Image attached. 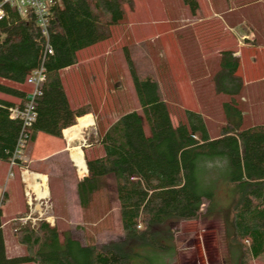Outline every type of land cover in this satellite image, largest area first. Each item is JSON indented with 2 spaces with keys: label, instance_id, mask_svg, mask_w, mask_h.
Listing matches in <instances>:
<instances>
[{
  "label": "trees",
  "instance_id": "16d2710c",
  "mask_svg": "<svg viewBox=\"0 0 264 264\" xmlns=\"http://www.w3.org/2000/svg\"><path fill=\"white\" fill-rule=\"evenodd\" d=\"M182 3L191 15L200 8L197 0ZM124 5L130 7V0H52L46 6L45 34L30 11L20 15L15 8L4 7L0 94L19 101L0 97V163L11 168L20 164L14 154L21 123L9 118L8 108L22 105L28 93L23 88L27 77L42 68L45 81L34 99L35 117L23 148L32 147L38 133L55 138H61L62 131L77 134L76 119L95 112L97 138L92 140L89 135L88 146L82 150L84 180L112 179L121 237L81 245L46 221L12 223L13 237L23 254L7 257L0 223V264H172L177 224L197 219L203 201L205 214L214 213L211 184L201 185L198 175V163L213 159L225 161L226 181L235 189L233 202L216 212L223 224L225 247L220 264H251L264 253V126H241L235 102L242 88L238 58L230 46H219L221 41L235 40L233 34L222 32L221 24L214 20L203 19L193 28L197 40H214L216 47L223 48L218 51L212 83L215 93L228 101L221 105L225 124L214 139L209 138L195 110L185 109L183 122L173 125L157 82L139 78L127 55L138 112L123 113L108 124L101 108L103 97L93 96L91 89L87 95L82 82H74L72 93L65 89V82L71 81L61 79L59 72L76 65L81 53L109 39L111 29L124 18ZM5 195L3 192L1 202ZM26 208L22 216H16L17 222L28 215ZM160 255L170 258L166 261Z\"/></svg>",
  "mask_w": 264,
  "mask_h": 264
},
{
  "label": "rangeland",
  "instance_id": "374dc122",
  "mask_svg": "<svg viewBox=\"0 0 264 264\" xmlns=\"http://www.w3.org/2000/svg\"><path fill=\"white\" fill-rule=\"evenodd\" d=\"M230 1L231 4L228 0H197L203 14L191 15L182 0H130L131 6L124 5V18L117 27L111 29L109 39L81 53L76 72L70 75L73 76V81L65 82V89L72 93L74 82L78 85L82 82L87 95L91 89L93 96L103 97L104 102L100 107L108 116V124L123 113L138 112L126 66L127 55L139 78L150 77L157 82L173 125L183 122L185 109L195 110L201 115L209 138H217L225 124L221 105L228 101V97L215 93L212 76L218 69V51L223 48L216 47L217 42L214 44V40H197L193 30L203 19L214 20L221 24L222 32L233 34L235 38L221 41L219 46H230L238 57L237 73L242 81V88L235 102L241 112V126H264V72L261 73L260 66L263 62L260 56L264 59V50L258 53V48L264 47V30L257 26L254 29H241L239 23L230 24L235 14L226 13L229 9L240 13L244 5L256 0ZM252 8L254 7L250 9ZM164 14L169 19H174L175 16V19H179V15L183 18L181 22L168 20L166 23ZM23 88L30 92L28 85ZM0 97L19 101L18 98L3 94ZM79 121L89 124L90 117L78 120L75 126ZM93 121L84 141L73 145L79 149L81 157L82 150L88 146L89 135L92 140L97 138L95 112ZM144 131L147 133V129ZM79 132L80 130L76 132V138ZM70 134L73 133H68ZM42 136L48 141L39 140L37 144L40 146L44 142L50 143L53 148L57 143L60 144L55 137ZM31 149L27 144L21 150L18 166L15 164L11 168L0 163V223L6 256L23 254V249L13 237L12 223H39L37 213L44 209V204L48 210L45 221L48 216L52 217L49 226L54 225L60 234L68 232L81 245L103 244L119 239L121 224L112 179L101 177L85 181L86 172L79 173L76 166L73 170L65 163L63 155L39 161L38 170L46 175L47 203L35 201L34 196L37 194L32 189L36 195L30 194L31 207H28L25 195L28 190L23 187L25 184L20 178H24V170L29 172L27 161ZM71 162L74 164L72 160ZM19 168H22L21 173ZM198 175L201 185L211 184L214 213L205 214L206 202L203 201L197 219L177 224L174 234L175 264H220L225 257L223 224L216 212L233 202L235 189L226 181L223 159L199 162ZM3 192L6 197L1 202ZM25 208L29 219L23 217L17 222L16 216H22ZM159 257L166 261L170 258L168 255ZM251 264H264V253Z\"/></svg>",
  "mask_w": 264,
  "mask_h": 264
},
{
  "label": "crops",
  "instance_id": "0c3cea01",
  "mask_svg": "<svg viewBox=\"0 0 264 264\" xmlns=\"http://www.w3.org/2000/svg\"><path fill=\"white\" fill-rule=\"evenodd\" d=\"M228 3L231 4V1L228 0ZM251 7H254V8L250 9ZM251 10H253V12H251ZM230 12L232 14L233 13L235 14L234 19L230 20V24L231 23H239V25L241 27L244 26L248 29H254V26L255 27L257 26L258 28L261 27L264 30V0H256L255 2H252L248 5H244L240 13L238 11H235L234 9H229L226 13L229 14ZM236 13H238V14H236ZM195 14L202 15L203 12L198 10ZM164 17H165V14H164ZM176 17L177 16H175L174 19H169V17L166 16L165 20H167V21H165V22L168 23V20H170L169 22L173 21L174 23L175 22H181V19L183 18V16L179 15V19H175ZM188 19H189V17H188ZM188 19H187V21H188ZM255 22H256V25H255ZM258 49H259L258 53H262L264 50V47H260ZM233 56L236 57L234 55V53H233ZM260 58L263 61L262 64H260V66L262 67V72L261 71L260 72L263 73L264 72V59L261 56H260ZM252 59L253 58L250 59V62L252 61ZM77 66L78 65L76 64V65H74L68 69H64V70L60 71L59 75H60L61 79H62V77L63 78L66 77L67 80H72L73 76H70V75L72 73H73V75L75 74ZM89 117H90V123L87 124L85 127L80 129L78 137L75 138L74 140L67 138L66 136H68V133L66 132L67 134L66 133L64 134V131H62L61 132V138H57V140H59L60 144L57 143L55 148H53L51 146V144L47 143V142H44L43 145H41V146L38 145L37 143L39 140L48 141L46 138H44L42 136L44 134L38 133L36 135V139L33 143L32 149L30 151V157L28 158V161H27V163H28L27 169L29 172H27L26 170H24V171H26L27 173H34V174L43 176L44 174H42L38 170L39 161H44L46 158L56 156V155H63L65 160H66L65 163H67L74 170L76 165L72 164V162L69 158L70 157V151H71L73 145H75L76 143H79L81 140H83L85 138L87 133H90L89 132L91 130L90 127L93 125V122H94L92 113L86 114V115L76 119V123H77L79 119H82V118L84 119V118H89ZM91 123H92V125H91ZM18 170L21 173L22 168H19ZM44 177L46 179V175H44ZM20 179H22V178H20ZM23 185H24V183H23ZM23 187L25 188V185ZM51 218H50V220H51ZM48 225H51V223H49Z\"/></svg>",
  "mask_w": 264,
  "mask_h": 264
},
{
  "label": "built area",
  "instance_id": "2783aa9c",
  "mask_svg": "<svg viewBox=\"0 0 264 264\" xmlns=\"http://www.w3.org/2000/svg\"><path fill=\"white\" fill-rule=\"evenodd\" d=\"M51 1L52 0H0V19L4 15L5 6L15 8L20 15H24V12L28 10L35 17L36 23L40 27L42 33L45 34V27L47 24L46 6ZM45 49L47 51V54L50 55L51 54L50 47L46 45ZM44 81H45V77L42 68H38L32 71V73L26 79V84L30 86L31 90L29 93H27L24 102L22 103V105H14L8 108L9 118L17 119L21 123V133L18 140L17 149L14 154L15 158H19L21 152L20 150L24 147V139L26 138V132L28 131V129L30 128L31 124L34 121V117H35L34 99L40 95V88L44 83ZM27 176L28 175H26V177ZM26 177H25L26 180L22 177V182L25 184V189L28 190V192L25 191V195H26L27 203L29 202L28 207L30 208L31 207L30 194L31 193L35 194V193L30 186V182L27 180L28 177L27 178ZM34 200L39 203L41 202L47 203L45 201V198H38L37 196H34ZM43 208L44 209H42V211L40 212L38 211L37 213L39 220L38 222H45V217L46 214L48 213L46 204H44ZM47 218H49V216ZM26 219H29V216H27Z\"/></svg>",
  "mask_w": 264,
  "mask_h": 264
},
{
  "label": "bare ground",
  "instance_id": "6f19581e",
  "mask_svg": "<svg viewBox=\"0 0 264 264\" xmlns=\"http://www.w3.org/2000/svg\"><path fill=\"white\" fill-rule=\"evenodd\" d=\"M82 125L85 127L87 125V122H80L78 124L79 130L81 128H83ZM67 138H70V139L74 140L76 138V135L75 134H70V135L67 136ZM70 159L76 165L77 169L79 170V173H84L85 172L83 159L81 157V152L79 151V149H77L76 147L75 148L73 147L71 149V151H70ZM23 174H24V179H25L26 175H28L27 177L29 179L27 177L26 178L30 182V186L36 192L38 198L47 197V189H46V185H45L46 179H45L44 176L37 175V174H29V173H26V172H23ZM46 222L51 223L50 218H47Z\"/></svg>",
  "mask_w": 264,
  "mask_h": 264
},
{
  "label": "water",
  "instance_id": "95a60500",
  "mask_svg": "<svg viewBox=\"0 0 264 264\" xmlns=\"http://www.w3.org/2000/svg\"><path fill=\"white\" fill-rule=\"evenodd\" d=\"M86 172V171H85Z\"/></svg>",
  "mask_w": 264,
  "mask_h": 264
}]
</instances>
